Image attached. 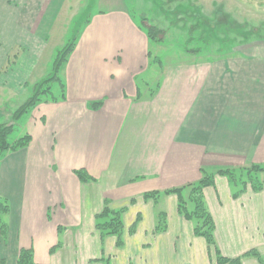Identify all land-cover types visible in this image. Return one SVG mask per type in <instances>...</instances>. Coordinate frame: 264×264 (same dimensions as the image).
<instances>
[{
  "label": "crops",
  "instance_id": "1",
  "mask_svg": "<svg viewBox=\"0 0 264 264\" xmlns=\"http://www.w3.org/2000/svg\"><path fill=\"white\" fill-rule=\"evenodd\" d=\"M102 3L108 8L91 13L64 68L66 99L40 105L24 126L29 145L0 158V198L9 204L0 264H19L24 251L33 264H211L206 240L165 190L199 182L203 171L264 164V57L165 65L159 89L144 95L145 28L123 0ZM6 54L0 49V63ZM93 101L103 104L92 110ZM228 187L206 197L218 246L242 264L256 261L244 254L264 248V198L250 190L233 199ZM154 191L157 200L144 198ZM106 207L125 208L122 246L96 227ZM161 214L167 228L158 231Z\"/></svg>",
  "mask_w": 264,
  "mask_h": 264
},
{
  "label": "rangeland",
  "instance_id": "2",
  "mask_svg": "<svg viewBox=\"0 0 264 264\" xmlns=\"http://www.w3.org/2000/svg\"><path fill=\"white\" fill-rule=\"evenodd\" d=\"M123 1L125 8L130 11L134 20L145 28L144 30L151 24L162 30L157 37V43L152 46L154 56L157 55L161 62L152 63L138 80L144 95L157 89L156 85L161 79L160 73L165 65L194 60L221 62L245 56L264 57V0ZM61 2L62 4L57 5L55 9L54 6L52 8L49 6L48 0H2L6 10L0 7V29L4 31L5 26L6 35L9 37L0 36V49L8 54L7 59L6 54L0 63V128L4 125L14 128L7 139L10 142L29 134L28 131L23 132L26 121L35 117L40 105L51 102L52 97L47 95L34 106L24 108L33 94L35 84L52 75V65L58 51L75 38L79 39L81 32L89 23L91 13L97 11L98 7L108 8L102 0L99 6L97 0H68V2L61 0ZM48 6L50 8H47ZM61 75L64 76V69ZM9 86L11 94H9ZM59 86L55 88L61 90ZM7 152L5 149L4 153ZM257 165L264 166V164ZM252 166L254 165L226 169L230 171L232 178L227 174H217L219 171L214 173L215 178L211 185L201 188L209 212L207 194L210 192L212 197L216 192L223 193L226 191L223 186L226 185H229L231 191L229 196L233 199L241 196L243 198L250 190L255 194H261L264 198V172H254ZM251 172L254 175L253 179L249 176ZM217 175L221 178L216 181ZM191 193V186L183 191L185 209L188 212L193 211L195 207L194 202L189 199ZM176 197L178 201V196ZM136 201L137 199L134 198L131 203ZM178 213H180L179 202ZM210 213L215 223L214 234L218 244L217 238L221 234L216 231L217 223L213 213ZM180 214L189 221L184 214ZM239 214L241 220L237 221V227L241 233L244 213ZM163 220L162 225L167 226V214ZM190 222L193 225V234L204 238L195 233V224L191 220ZM259 229V233H263L264 223ZM251 250L264 255V248L254 247ZM210 252L209 248L212 257ZM211 260V264H217L215 257ZM245 264L261 263L256 258V261L249 260Z\"/></svg>",
  "mask_w": 264,
  "mask_h": 264
},
{
  "label": "trees",
  "instance_id": "3",
  "mask_svg": "<svg viewBox=\"0 0 264 264\" xmlns=\"http://www.w3.org/2000/svg\"><path fill=\"white\" fill-rule=\"evenodd\" d=\"M146 33L149 39V42L151 43L148 54H149V65H151L154 62H161L159 57L154 56L152 46L157 43V37L159 36L160 33H162V30L157 27L156 25L151 24L150 26L146 27ZM78 38L74 39L73 41H70L67 46H65L63 49L59 50L57 53L56 60L54 61L52 65L53 73L50 77H46L45 79L41 80L37 84H35V89L32 92V96L30 97L29 101L25 104L24 108H30L34 106L37 102H40L43 100L47 95L52 97L51 102H59L63 101L67 97V92H66V82L64 80V76L61 75V71L65 68L70 54L74 51L76 44H77ZM57 85H60L59 87L61 90H57L55 87ZM157 89H159V85H156ZM156 89V90H157ZM156 90L152 91L151 93L153 94ZM61 92V93H60ZM140 97V96H139ZM103 102L100 101H93L90 104V108L93 109H98L101 107ZM24 110V109H23ZM18 114V113H17ZM13 127L11 126H2L0 128V158L4 157V150L6 151H13L19 150L26 148V146L29 145L31 142V137L29 134H26L24 137L20 139H16L14 142H10L7 140L9 138L10 132L13 131ZM254 169V172H264V166L262 165H254L252 166ZM78 177L82 182H85L90 179L88 177L87 173L85 171H75ZM217 174H227L230 175V171L228 170H222L218 172ZM215 174L211 173L208 174L205 171L202 173V177L197 183L189 184L188 186L192 187V193L190 195V201L194 202V209L193 211H187L185 209V201L183 199V191L185 187H177L175 189L171 190H165V194H176L178 196V202H179V212L184 214V216L190 221H193L195 224V233L199 236H203L206 239L207 245L210 248V251L212 252V257H215V261L217 264H224L228 262L229 264H241L242 263V256H239L237 258H231V257H225L222 255L220 247L216 243L215 240V234H214V229H215V223L213 222V218L211 213L208 211L206 207L205 200L203 198L202 194V189L203 187L210 186L211 183L214 180ZM249 176L254 178L253 173H249ZM235 178V177H234ZM233 178V180H234ZM161 192L159 191H154V192H148L144 194V198L146 200L150 199H157L158 196L160 195ZM9 210V204L8 201L5 199L0 198V226L3 227V216L6 214V212ZM125 208H120V209H112L110 207H106L100 214H98V223H97V228L101 229V231L105 234H114L117 236L118 239V246H122L123 244V233H124V225H123V219H122V214L124 213ZM165 215L161 214L159 221H158V226L157 230H164L166 229V226L162 225L164 224V219ZM141 219V216L138 217L137 221L133 224V227L131 229V233L136 229V224L138 221ZM210 252V253H211ZM245 256L251 255L256 257L261 264H264V255H261L256 250H251L248 251L247 253L244 254ZM32 256L30 251H24L22 252V256L19 260V264H33L32 262Z\"/></svg>",
  "mask_w": 264,
  "mask_h": 264
}]
</instances>
